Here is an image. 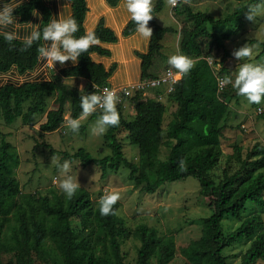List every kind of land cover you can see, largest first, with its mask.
<instances>
[{"label": "trees", "instance_id": "1", "mask_svg": "<svg viewBox=\"0 0 264 264\" xmlns=\"http://www.w3.org/2000/svg\"><path fill=\"white\" fill-rule=\"evenodd\" d=\"M105 1L109 6H114L119 0ZM189 1L185 2L184 11L177 7L173 9L175 15L193 22V27L180 30L178 50L181 54L194 57V67L188 74L181 76L171 93H167L168 100L175 103L176 108L165 127L164 140L162 141L160 133L163 129L165 105L150 95L141 99L143 95L135 94L130 98L134 110L132 117L129 120L123 119L118 106L120 103L117 104L119 126L108 128L103 135L110 150L108 155L94 158L85 149L78 148L72 154L64 153V157L77 159L83 167L90 164L98 166L101 178L106 175L107 170L117 171L123 166L129 171L128 179L135 186H140L146 194L155 193L165 182L195 178L200 187V195L209 198L212 213L202 219L200 236L180 248L182 257L190 264H229L223 250L238 240L251 238L248 248L240 255L238 264L264 261V228L260 215L244 217L228 233H224L221 227L224 217L239 218L245 211L247 202L264 208V146L255 143L245 153L240 147H233L228 158L235 161L237 168L233 172L223 169L217 182L209 177V172L222 155L220 138L228 104L224 100L227 97L225 86L218 91L217 81L226 70L221 62L215 64L220 66L218 71L213 69L215 65L208 60V50L214 46L223 50L224 57L227 56L222 41L228 40L229 35L222 34L219 37L215 29L237 21L235 31L238 32L243 26L242 17L248 5L259 0H247L219 18L193 11L187 5ZM70 4L71 17L79 25V31L74 34L78 38L86 33L83 27L87 11L86 0H70ZM162 6L163 0H156L153 19L148 25L153 30L152 37L148 41L147 51L137 54L140 58L141 78L153 77L148 71L153 59L161 54V41L165 34L175 33L173 28L161 27L155 20V15L161 11ZM34 10L39 11L42 16L39 24L42 30L50 19V11L43 0L23 2L14 15L19 22L24 23L30 19ZM206 24L214 30L208 31ZM91 31H94L100 43H113L117 40L112 30L101 20ZM134 31L136 24L130 19L122 34L126 36ZM42 45L41 38L31 47L22 50L25 46L21 39L9 43L0 35V74L12 68L18 74L32 70L38 63V48ZM259 45L260 54L264 55V39ZM93 53L104 56L109 54L107 49L99 44L95 45L83 53L76 64L59 71L62 78H84L88 85L83 91L67 88L55 76L49 80L2 84L0 120L11 124L20 119L23 124L30 125L37 116L45 114V121L39 125V129L52 132L62 125L67 105L69 116L77 118L81 113L80 96L95 92L94 85L106 84L111 70H105L102 64L94 62L91 58ZM169 68L173 69L168 66ZM51 94H55L56 106L46 111V98ZM101 114V111H96L91 117L98 118ZM258 116L263 121L264 130V112H260ZM119 130L125 131L126 139L137 147V163L124 157L122 144L117 138ZM161 145L168 148L164 160L158 158ZM17 162L18 157L12 144L2 136L0 254H12L14 264H34L32 253L45 264H124L121 240L130 236L139 242L135 264H150L151 261L154 264H168L174 258L173 237L160 236L154 227L145 224H138L130 231L117 215L119 202L114 206L115 215L102 216L99 211L100 198L94 202L89 192L82 187L70 199L63 192L50 190L47 195H29L22 203H17L15 198L20 188L13 173ZM151 174L154 175L153 178ZM9 215L14 218L13 225L9 224ZM46 242L51 243L52 247L47 248Z\"/></svg>", "mask_w": 264, "mask_h": 264}, {"label": "rangeland", "instance_id": "2", "mask_svg": "<svg viewBox=\"0 0 264 264\" xmlns=\"http://www.w3.org/2000/svg\"><path fill=\"white\" fill-rule=\"evenodd\" d=\"M155 2L156 0H153L154 4ZM245 2L247 0H190L187 5L193 11H201L213 18H219ZM173 7L184 11L185 0H177V4ZM171 10L170 0H163L162 9L156 14L159 26L171 27L175 30V33L165 34L161 41L164 47L160 51V56L155 58V68L158 70L164 65L171 67L166 60L167 57L179 53L180 30L193 27V22L190 19L187 21L182 17L173 19ZM242 19L243 26L238 32L235 31L238 25L237 21L215 29L219 37L222 34L229 35L228 40L222 41L226 47L227 56L224 57L223 50L214 46L208 50V60L213 65L221 62V66L225 68L226 71L222 74L223 78L230 77L234 80L242 63L264 64V55L260 54L261 46L259 45V42L264 39V13L256 15L253 21L246 19V13H244ZM205 28L208 31L214 30L208 24L205 25ZM167 42L169 47H166ZM246 43L253 46V55L237 60L233 56V52ZM209 56L213 58V61L209 59ZM191 58L194 61V57ZM153 69L154 67L151 68V72ZM21 80L20 74L11 72L0 77V86L10 82L19 83ZM225 91L227 97L224 100L228 104V110L222 122L224 127L220 138L222 155L209 172V177L215 182L221 178L223 169L226 168L229 172H233L237 168L238 165L235 161L228 158L232 154L233 147L238 146L245 153L255 143L264 146L263 121L258 116V109L260 112H264V100L260 104L249 103L246 97L238 94L232 84L225 85ZM145 97L147 96H141V99ZM126 100H128L126 106L122 107L121 103H118V106L121 109V117L129 120L132 117L130 112L132 103L131 99ZM55 106V94H51L46 98V111ZM68 113L67 105L62 125L52 132H44L39 129V125L45 121V114L37 116L30 125L23 124L20 119H16L11 124L0 120V139L4 136L12 144L18 157V162L13 167V173L19 181L20 192L15 201L22 203L29 195L44 196L49 194L50 190L62 193L59 181L63 180L66 175L77 177L80 187L89 192L94 202L112 191H118L121 198L118 201L120 206L117 215L123 219L125 226L131 231L136 225L145 224L154 227L160 236L173 237L175 254L168 264H190L180 254V248L200 236L202 219L212 213L209 198L203 197L199 193L200 187L197 180L187 177L182 180L165 182L155 193L146 194L140 189V186H135L128 179L129 171L123 166H120L117 171L107 170L106 175L101 178L98 166L90 164L83 167L77 159L70 160L64 157V153L72 154L78 148L85 149L94 158H102L110 153L103 135H94L91 132L90 126L97 118L89 116L86 120H82L79 132L73 133L65 123V117L69 116ZM172 113L173 109L169 107L165 110L163 129L160 133L162 141L165 138V127L170 121ZM117 138L122 144L124 157L132 163H137V147L131 145L126 139V132L119 130ZM167 154L168 148L161 145L158 158L164 160ZM53 155L60 158V164H63L65 160L71 161L69 172L64 173L57 167L55 161H51ZM150 176L154 177L153 174ZM251 214L261 216L264 228V208L247 202L245 211L239 218L226 216L222 219L223 232L228 233L235 229L244 217ZM8 219L9 224L13 225V216L9 215ZM72 225H75V222H72ZM251 240V238H243L225 248L223 255L227 262L238 264L240 255L248 248ZM138 245V240L132 236L121 240L124 264H135ZM46 246L47 248L52 247L49 242H46ZM32 258L34 264H45L35 253H32ZM0 261L1 264H14L13 255L10 253L2 252ZM150 264H154V261H151ZM252 264H264V261L258 260Z\"/></svg>", "mask_w": 264, "mask_h": 264}, {"label": "clouds", "instance_id": "3", "mask_svg": "<svg viewBox=\"0 0 264 264\" xmlns=\"http://www.w3.org/2000/svg\"><path fill=\"white\" fill-rule=\"evenodd\" d=\"M187 2V0H185ZM175 6L177 0H170ZM23 4V0H7L0 6V29H7L12 26L13 29L18 28L19 22L14 12ZM130 14L131 20L136 24V32L145 40L150 41L153 30L148 27L149 22L153 19L154 3L153 0H124L123 5ZM264 13V0L248 5L246 11V19L253 21L256 15ZM30 33L24 37H20L18 31H0V35L4 39L12 43L15 40L22 39L24 49L31 47L34 42L41 38L47 42L38 48L39 58L48 64L54 66L56 62L63 65L65 62L71 61L73 64L78 62L80 56L87 52L91 47L100 44L99 38L94 31H88L80 37L74 34L79 31L77 21L71 16L60 15L57 19H51L41 30L39 24L25 22ZM253 55V46L247 43L233 52V56L237 60L251 57ZM213 61V58L209 56ZM167 63L176 70L177 78L188 74L194 67V61L191 57L184 54H174L168 58ZM39 69L33 73V77L39 74ZM221 85L232 84L238 91V94L246 97L249 103L260 104L264 100V64L242 63L239 71L235 75V79L225 77L220 81ZM79 91H83V85ZM120 97L116 94L115 89L103 90L102 94H86L80 96L81 113L77 118L65 117L66 126L73 132L78 133L81 121L86 120L89 116L102 109V114L90 126L94 135H104L108 128L117 127L120 123V115L117 109ZM58 156H52L51 161H55L57 167L64 173L69 172L71 161L65 160L63 164L59 163ZM60 189L70 199L80 188L77 177L66 175L59 181ZM120 193L112 191L99 200V211L102 216L115 215L114 206L120 200Z\"/></svg>", "mask_w": 264, "mask_h": 264}, {"label": "crops", "instance_id": "4", "mask_svg": "<svg viewBox=\"0 0 264 264\" xmlns=\"http://www.w3.org/2000/svg\"><path fill=\"white\" fill-rule=\"evenodd\" d=\"M25 1L27 0H23V2ZM6 2L7 0H0V6H2V4ZM43 2L50 11L49 21L51 19H57L60 15L65 17L71 16L70 0H43ZM123 5L124 0H119L118 3L114 6H109L105 0H86L87 11L83 23L85 32L93 30L98 24V22L101 20L107 28L112 30V32L117 38V40L113 43L99 44L102 48L108 50V55L104 56L98 55L96 53L91 54V58L94 62L102 64L105 70L111 69L107 78V83L111 85H120L128 82H135L141 78L140 58L137 54L145 53L148 47V41H145L136 31L126 36L122 34L125 25L131 19L130 14L127 12L126 8ZM170 6L172 9L171 16L173 17V19L176 20L175 17L183 18V16H174L175 13L171 3ZM41 18L42 16L40 12L34 10L30 19L26 22H31L32 24H40ZM17 22H19L18 17ZM19 23L20 24L16 29H13L12 26H9V28L0 29V31L16 30L18 31L19 36L22 38L25 35L29 34L31 29L27 27L25 22ZM46 43L47 42L43 40V45ZM161 46L164 47L162 44ZM166 47H169L168 42L166 44ZM178 54L181 53L179 52ZM155 58L153 59V64L148 71L153 77L161 75L165 69H168L167 65L162 66L159 70L155 68ZM166 61H168V57ZM72 65L74 64L71 61H68L65 62L63 65H61L59 62H56L54 66H52L51 64H48L39 58L37 65L32 70L20 74L22 80L21 82L16 84H20L27 81L49 80L53 76H55L56 78H60L62 83L69 89L79 90L81 85H83L84 89L88 85L87 81L84 78H62L60 76L59 71L61 69L70 67ZM153 67L154 69L151 72V68ZM38 69L40 70L39 74L33 77V73L36 72ZM11 72H16V70L12 68L6 73H1L0 77L5 76ZM148 95L163 103L166 109L168 107L170 109H173L174 112L176 104L168 100L167 93L163 87L152 90L150 93H148ZM127 101L128 100L125 99L121 102L122 107L127 105ZM130 112L131 115L134 114L133 103L132 111Z\"/></svg>", "mask_w": 264, "mask_h": 264}, {"label": "built area", "instance_id": "5", "mask_svg": "<svg viewBox=\"0 0 264 264\" xmlns=\"http://www.w3.org/2000/svg\"><path fill=\"white\" fill-rule=\"evenodd\" d=\"M213 69L218 71L220 69L219 64L215 65ZM180 78H177L176 70L169 68L166 69L165 72L158 77H143L135 82H128L120 85H111L106 83L101 85H94L93 87L96 94H102L105 88L110 90L115 89L116 94L120 97L119 103H121L125 99L132 98L135 94L146 96L148 91L161 87H163L166 93L169 94L173 91L175 84L180 80ZM223 79L224 78L222 76L218 77V91H221L225 86L221 85L220 83V81ZM97 111L102 112V109L98 108ZM258 113H260V109H258Z\"/></svg>", "mask_w": 264, "mask_h": 264}]
</instances>
